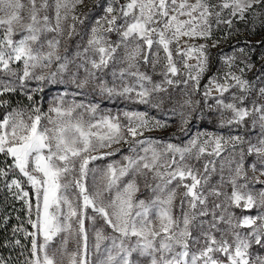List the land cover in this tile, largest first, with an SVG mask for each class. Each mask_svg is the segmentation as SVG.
<instances>
[{
    "label": "snow or ice",
    "instance_id": "1",
    "mask_svg": "<svg viewBox=\"0 0 264 264\" xmlns=\"http://www.w3.org/2000/svg\"><path fill=\"white\" fill-rule=\"evenodd\" d=\"M83 3L27 0L26 8L23 0H0V72L9 77L0 79V96L17 90L14 80L20 87L31 79L56 83L58 74L68 71L67 57L59 54V37L64 35L62 25L69 13ZM257 5L264 7V0H112L91 29L87 45L77 53L82 58L77 72L83 69L85 73L77 87L99 81L95 86L100 92L126 96L141 104H149L154 94L166 92L164 84L192 80L198 87L207 70L208 46L185 40L186 47L181 48L182 38L209 39L213 22L231 27L233 18L245 19ZM71 18L83 23L78 16ZM74 32L75 24L69 25L68 37ZM49 33L55 35L48 38ZM112 35L117 38L113 40ZM172 44L188 70L184 81L169 78V74H180ZM239 52L244 53V49ZM191 58L196 59L195 65L188 63ZM162 59L164 80L156 83L140 67L143 63L155 70ZM54 62L56 71L36 74L37 69H50ZM225 62L229 71L224 73L223 82L210 78L205 97L213 88L221 97L232 88L249 91V82L231 71L236 57H226ZM117 63L125 65L118 73L112 71L121 86L109 87L98 74ZM16 64L22 65L19 71L13 67ZM245 67L251 65L245 63ZM127 78L133 82L128 83ZM259 92L264 99V88ZM246 99L233 93L232 102L218 98L216 106L222 126L240 125L252 118L253 126L262 133L255 143L240 136L225 139L207 135L201 139L197 135L184 146L168 143L157 147L151 140L136 137L143 136L145 130L165 127L161 121L150 120L141 112H125L127 124L111 116L86 121L84 113L74 115L76 109L85 107L83 104L50 107L54 117L39 108L27 118L23 110L6 114L0 119V156L11 163L6 159L0 167V182L10 192L16 190L12 194L24 202L27 222L33 229L28 231L23 225L13 228L26 239L31 237L28 254L21 253L22 264H264V255L253 251L255 247L264 249V211L242 217L231 211L234 207L264 210V102L248 107L244 105ZM5 103L0 101V105ZM162 103L153 107L159 108ZM191 104L190 99L184 101V105ZM86 111L95 115L97 107L88 106ZM180 115L183 130L188 119L183 112ZM129 137L133 139V155L125 156L123 164L109 163L102 172L103 182L96 186V173L101 170L89 168L90 163L115 155L120 150L116 146L129 143ZM245 143L247 148L237 151ZM229 145L231 153L222 157ZM136 146H140L139 152ZM105 149L108 151H102ZM205 155L212 159L203 163L201 171L193 161L200 162ZM253 155L258 164L251 165L253 175L249 176L245 161ZM217 158H221L219 170ZM217 171L220 179L210 185ZM90 173L94 185L91 191L87 184ZM139 179H143L151 198H137ZM25 182L34 192V201L24 189ZM255 185L261 187L256 189ZM175 209H179V215ZM98 218L112 234L106 235L103 227H96ZM86 221L93 231L91 245ZM70 240L75 242L73 250L68 248ZM14 243L23 247L19 239ZM0 264L9 262L0 256Z\"/></svg>",
    "mask_w": 264,
    "mask_h": 264
},
{
    "label": "rangeland",
    "instance_id": "2",
    "mask_svg": "<svg viewBox=\"0 0 264 264\" xmlns=\"http://www.w3.org/2000/svg\"><path fill=\"white\" fill-rule=\"evenodd\" d=\"M23 2L26 5L27 8V0H23ZM51 2V0H50ZM112 0H84V3L81 5H77L76 8L69 13L68 19L63 22V28H64V35L59 37L61 40V45L59 49V54L62 57H67V63H68V71L58 74L57 76V82L62 85L71 86V88L62 87L61 92L52 91L50 92L49 89L51 88V85L55 83H49L48 81L40 82L35 79L28 80L26 84L23 87H20L19 81L14 80V84L16 86L15 92L6 93L3 96H0V101H5L6 103L3 105H0V119H3V117L8 114L9 112H12L13 110H23L25 113V118H27L28 114H33L32 110L34 108H39L41 113L55 116V113H49V108L54 107L57 105H61L67 108L69 106H72L73 104H83L84 108H78L76 109V113L74 115L79 113H84V119L86 121H92L95 122L99 120L101 117L109 116L110 111L114 110V113H112L111 117H119L120 122L122 124H127L128 121L124 117L125 112H141L146 113L147 117L150 120H159L162 123H164L166 126L161 128H154L152 130H145L143 136L136 137L137 140L144 139V140H151L155 146L157 147H163V145H166L168 143H172L178 146H184L188 143L190 139H192L194 136L201 135V139L206 138L207 135L211 136H222L225 139L229 137H235L240 136L242 137L246 142H252L255 143L260 136L262 135L261 130L258 126L254 127L252 124V118H249L247 121L240 125L232 124L230 126H240L244 129H236V131H240L239 134H228L221 131H211V130H203V129H194L192 128V125L190 123L191 118L194 119H200L203 117H210L213 120H215L219 127H222V129L229 128V125L222 126L221 124V115L220 111L218 110L216 106V100L218 98H222L225 100V102H232V94L236 93L237 95H245L247 99L244 102L245 106L251 107L252 104L255 103H262L264 102V99L261 98L259 89L264 88V7L257 5L254 7V9L250 10L249 13L246 14L245 19H239V18H233L232 26L229 27L227 24H219L216 25L215 22H213L212 27V35L209 39H192L188 40V38H182L181 40V48H185L186 45L184 43L185 40H187L188 44H194V45H200V44H206L208 47L206 49L207 55H208V65L207 70L201 75L199 79V85L194 86V82L192 80H188L187 84L179 83L175 85H167L164 84V87L167 88L166 92H160L157 94H154L152 97V100L149 104H141L138 102H135L134 99L128 98L126 96H120V95H107L106 93L100 92V90L95 86L96 83L99 81H92L88 85L85 86V88H92L93 91H95V96L102 97L104 95H107L111 104H114L115 101H118L117 98H121L126 101V103L135 105L133 109H127V108H119L117 109L116 106H104L100 105L89 97L84 98L83 95L79 93V87H77V84L83 80L85 73L83 69H80L79 72H77V65L82 63V58L77 56L78 52H82L83 48L87 45V40L90 36L91 29L96 25V21L99 20L101 17L105 15V8L108 6L109 3H111ZM124 0H121V3H123ZM215 2V0H213ZM26 12V9H25ZM53 13L51 10L49 11V15L51 16ZM72 15L78 16L80 20L83 21V23H80L79 21H73ZM225 18H227V12L225 13ZM75 24V32L73 35L69 38L67 35L69 25ZM54 33H49L48 38H51L54 36ZM18 38V37H16ZM113 40H115L117 37L115 35H112L111 37ZM214 42H218L215 47H212L211 45ZM173 51V57L176 61V65L178 69L180 70V74H178L175 77H172L169 74V78L173 80H179L184 81L187 79L188 76V70L183 67V58L177 57L175 53L176 45L172 44L170 46ZM243 48L244 53H240L239 49ZM155 49V46H154ZM164 53L162 49L160 50V56L163 58ZM195 56V54H193ZM235 56L236 62L235 65L231 68V71L234 72L236 75H240L242 79H246L249 82V91L248 92H242L239 88H232L229 92H226L221 97L220 93H218L214 88L211 90V95L208 97L204 96L205 89L209 87V79L216 77L223 82L224 73L229 71L228 65L225 62L226 57ZM151 58V57H150ZM243 61V62H242ZM63 62V61H61ZM163 59L161 60V64L158 65L155 70L152 69L151 65H144L141 63L140 70L146 72L152 77V80L156 83H162L164 80L163 75L161 74L163 71ZM188 63L191 65H195L197 63L195 58H191L188 60ZM245 63L250 64V68L245 67ZM14 68H16L18 71L22 68V65L16 64L13 65ZM125 67L124 64H115L111 65L109 69H106L104 73L98 74L101 76V78L107 82V85L109 87L113 86L115 84L117 87L121 86V81L117 78H114L112 75V71L116 70L117 73L120 68ZM244 68L243 73L240 72V69ZM57 70V63H53L52 67L50 69H37L36 74H40L41 71L44 73H48L50 71H56ZM73 74L76 75L75 82L73 81ZM193 74L195 72L193 71ZM0 79H9L8 76H6L4 73L0 72ZM64 81H67L66 83ZM128 83H132L131 78H127ZM234 83V82H232ZM54 86V85H53ZM25 90V91H24ZM8 96V97H7ZM31 96L32 98L29 99L28 97ZM74 96H79L81 99H77ZM134 96V94H133ZM191 100L192 104L191 106L184 105L185 100ZM163 101V103L160 105V114L162 115V119L157 118L155 115H151L148 112H145L144 110H139V107L143 108L144 106H147V108H150L153 106V104L159 103L160 101ZM88 106H96L97 111L95 115H92L86 111V108ZM183 106V107H182ZM175 109V111H173ZM5 110V111H3ZM159 112V111H158ZM169 112H171L169 115ZM183 112L185 116L188 119V123L183 125L182 130V117L180 113ZM108 114V115H107ZM225 115H229L228 113H225ZM42 123H46V121H42ZM191 129V130H190ZM245 132L244 136H241V134ZM133 144V139L129 137V143L127 144H120L116 147H119V151L112 156H107L104 159H99L96 161H93L90 163L89 168L99 169L101 171L96 173V186H99L103 182L102 172L106 170L107 165L109 163L113 164H123L125 163L124 157L133 155L130 151V146ZM137 151H140V146H136ZM239 148H247V143L242 144L238 146L237 151H239ZM102 151H108L107 149ZM231 147L228 146V150L224 153H222V157H228L231 153ZM142 154V153H141ZM7 158L0 156V167L4 166V161ZM212 159V157H209L207 155L203 156L200 162H195L196 166L203 171V163L207 160ZM7 163H11L10 159H7ZM221 163V158L216 159V166L219 170ZM252 164H258L257 158L253 155L246 158L245 166L249 169V176L253 175L251 172V165ZM259 166V165H258ZM259 173H256L258 175ZM224 175H228V169L227 166H225ZM16 178L24 180L23 177H20L17 175ZM127 179V178H125ZM150 179V175H149ZM220 179L219 171H217V174H214L211 177L210 185L217 184V182ZM264 179V177H262ZM141 185V191L137 194L138 199H149L151 198V193L144 189L143 179H139L138 181ZM87 184L89 187V190H93V177L92 174H89ZM3 183L0 182V188L2 189ZM24 189L29 192V196L34 201V192L31 189V187L25 182L24 183ZM260 185H255L256 189H259ZM230 190V189H229ZM16 190L13 189L12 192H15ZM181 192H183V188L180 189ZM12 192L4 189V195L6 196L8 200V205H10L11 210H18V212H21L24 217V222L26 224V229L28 231H33L31 228V225L28 224L27 219V208L23 201L17 200ZM240 210L241 212H246L247 215L255 216L259 212L264 211L262 209L253 208L251 210H245L242 208H232L231 211H234L236 216L239 217V214L236 213V211ZM90 211V210H89ZM175 214L179 215V209H175ZM242 217V216H240ZM33 218H35V214L33 213ZM86 227L89 228V243L94 242L93 240V231L92 227L89 221H86ZM96 227H103L104 232L106 235L112 234V230L105 226L103 224V221L101 219H97ZM221 227H224L221 225ZM246 231V230H245ZM18 234H20L18 232ZM217 235H219L217 233ZM21 236L24 240L30 239L31 244V237L25 238L24 234L21 233ZM108 243L107 241L105 242ZM69 250H73L75 248V242L71 241L68 245ZM254 252H259L261 255H264V249H260L258 247H255L253 249ZM95 260V257L93 258ZM143 264H146V261L143 262Z\"/></svg>",
    "mask_w": 264,
    "mask_h": 264
},
{
    "label": "trees",
    "instance_id": "3",
    "mask_svg": "<svg viewBox=\"0 0 264 264\" xmlns=\"http://www.w3.org/2000/svg\"><path fill=\"white\" fill-rule=\"evenodd\" d=\"M65 83L67 81H64ZM54 85V86H53ZM51 85V88L49 89L50 92L57 91L61 92L62 87L71 88V86L62 85L60 83H55ZM79 93L83 95L84 98L89 97L92 99V101L104 105V106H116L117 109L119 108H127V109H133L135 105H131L126 103V101L121 98H117L118 101H115L114 104H111L109 98L107 95H104L102 97L95 96V91L92 90V88H79ZM25 91V90H24ZM15 93H18L17 91ZM8 97V96H7ZM77 99H81L79 96H74ZM144 110L145 112L150 113L152 116L155 115L157 118L162 119V115L160 114V107H153L147 108V106L143 105V108L139 107V110ZM5 111V110H3ZM109 116L114 113V110H109ZM159 111V112H158ZM171 112H169V115ZM108 115V114H107ZM192 128L194 129H203V130H211V131H221L228 134H239L240 131H236V129L243 130V127L237 126H230L229 128L222 129V127H219L217 122L213 120L210 117H203L200 119H194L191 118L190 121ZM191 130V129H190ZM227 131V132H226ZM245 132L241 134V136H244ZM4 187L2 185V189L0 188V256H3L6 260H8L9 264H22V261L24 260V256L21 255L23 252L25 255L28 254V250L30 249V239L24 240L21 236L22 232H13L14 227H18L20 225H23L24 228H26V224L24 222V217L21 212H18V210H11L10 205H8V200L6 196L4 195ZM236 213L240 216L247 215L246 212H241L240 210L236 211ZM7 217V220L5 218ZM19 217V219H17ZM19 239L21 242L20 245H16L14 242L15 240Z\"/></svg>",
    "mask_w": 264,
    "mask_h": 264
}]
</instances>
